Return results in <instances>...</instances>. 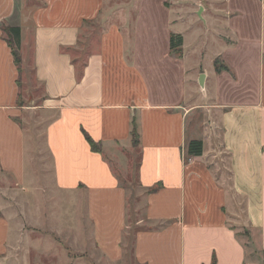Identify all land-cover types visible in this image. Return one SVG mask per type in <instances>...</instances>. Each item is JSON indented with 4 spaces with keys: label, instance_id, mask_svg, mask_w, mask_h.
<instances>
[{
    "label": "crops",
    "instance_id": "obj_1",
    "mask_svg": "<svg viewBox=\"0 0 264 264\" xmlns=\"http://www.w3.org/2000/svg\"><path fill=\"white\" fill-rule=\"evenodd\" d=\"M110 1L0 0V171L35 195L42 164L47 194L58 206L66 201L58 196H72L74 225L89 227V241L109 260L122 257L128 232L138 264H259L247 261L249 246L264 264V56L242 45L255 29L264 35V11L221 0L228 9L220 20L236 42L215 46V60L226 66L217 72L209 25L189 12V0H117L114 8ZM5 26L20 27L25 77L42 89L46 156L39 163L16 103L19 70ZM171 34L182 37L180 53L170 48ZM224 81L234 88L226 95ZM201 89L216 103L203 107ZM134 118L133 201L143 215L133 222L112 161H128L122 155L133 146ZM192 139L203 142L199 156L187 154ZM10 230L0 216V261L12 252Z\"/></svg>",
    "mask_w": 264,
    "mask_h": 264
},
{
    "label": "rangeland",
    "instance_id": "obj_2",
    "mask_svg": "<svg viewBox=\"0 0 264 264\" xmlns=\"http://www.w3.org/2000/svg\"><path fill=\"white\" fill-rule=\"evenodd\" d=\"M116 1L117 0H111L109 5H113L114 8ZM242 1L244 2L241 6L244 10L255 12L256 14L264 11V0ZM38 2L39 0H33V3H28L27 6ZM187 5L191 8L189 12L197 16L199 15L198 17L209 25L210 37L207 46L209 47L207 51L209 55H212V57L215 56V46H217V44L226 45L236 42L226 28V22L221 21L224 19L223 17H225L223 14H226L225 12L228 9V6L221 0H189ZM249 20L250 23L255 24V26L258 23L257 19L252 18ZM260 22L261 26H263V21L260 20ZM204 27L203 25V33L205 34L206 28ZM255 31L256 32L247 36L251 39L242 41V45L247 44L246 47H255L258 49L260 56H264V35L258 33L257 29H255ZM188 34V36L191 37L190 31ZM80 44L83 45L84 50L86 48V41ZM22 53L24 54L23 56H25V51ZM217 58L218 56H215L213 59L215 60ZM218 62H221L220 57ZM29 71L30 69H28V72ZM16 82V103L18 106H23L24 108V112H22L21 116V123L27 134L32 136L30 141L32 154L36 156L37 163H39L40 158L44 159L46 156L43 150L44 114L38 107L42 89L32 79L31 75L29 76V74H27L25 77L22 65L21 70L18 72V79ZM233 89L232 83L224 81L225 95L229 90ZM200 92L202 97L199 103L205 108L206 106L210 107L218 100V98H212L209 95L206 96L203 89H201ZM205 123L210 125L211 118L205 120ZM122 156L127 158L128 161L122 163L120 166L112 159V166L118 176L119 182L127 187L129 197L128 204L132 210L130 219L134 222L143 215L141 201H139L137 205L133 201V198L136 197L138 192L136 172L139 161V149L137 146L133 145L129 149H124ZM47 163H49V160L46 158L44 164ZM42 167V164L38 165V173H36V178L34 180L35 186L38 187L36 188L37 194L35 195H28L24 185L19 186L11 176L0 171V197L4 203L2 207H0V216L8 218L11 222L10 250L12 251L8 253L10 258H4V260L0 261V264H138L134 259L132 251V233L129 234L127 232L124 236V253L118 260H109L97 250L94 243L89 241V227H77L74 225L76 221L73 220L72 196H58L61 200H66L64 203L60 204L62 209L59 210L58 208L60 205L58 206L59 203L56 201L57 196L47 194V173L42 172ZM41 188H43V190ZM11 190H14L16 193L13 197L8 193ZM27 199L31 201H27L26 203ZM134 204L136 206L135 210H133ZM31 215L34 216L33 222L30 221ZM144 225L147 227L146 224ZM134 231L135 230H133V232ZM241 236L244 241H247L250 237L246 231H242ZM248 252L251 253L247 258L248 262L258 261L259 264H263V259L259 252L256 250L252 251L251 246L248 247Z\"/></svg>",
    "mask_w": 264,
    "mask_h": 264
},
{
    "label": "trees",
    "instance_id": "obj_3",
    "mask_svg": "<svg viewBox=\"0 0 264 264\" xmlns=\"http://www.w3.org/2000/svg\"><path fill=\"white\" fill-rule=\"evenodd\" d=\"M5 33V40L11 49L13 60L18 70H21V54H20V40L21 32L19 26H5L2 28ZM182 44V37L179 34L170 35V48L176 53H180ZM214 68L217 72L222 69H226V66L220 64L217 60L214 61ZM132 143L134 146H138V131L135 118L132 120V130H131ZM85 138L88 141L90 148L93 151L100 152V146L98 143L94 142L87 134ZM187 154L189 156H199L203 151V142L201 139H192L187 143Z\"/></svg>",
    "mask_w": 264,
    "mask_h": 264
},
{
    "label": "water",
    "instance_id": "obj_4",
    "mask_svg": "<svg viewBox=\"0 0 264 264\" xmlns=\"http://www.w3.org/2000/svg\"><path fill=\"white\" fill-rule=\"evenodd\" d=\"M203 75L200 76V82L202 83Z\"/></svg>",
    "mask_w": 264,
    "mask_h": 264
}]
</instances>
